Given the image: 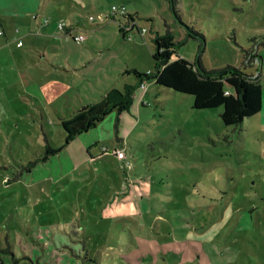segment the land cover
<instances>
[{
	"label": "rangeland",
	"instance_id": "374dc122",
	"mask_svg": "<svg viewBox=\"0 0 264 264\" xmlns=\"http://www.w3.org/2000/svg\"><path fill=\"white\" fill-rule=\"evenodd\" d=\"M21 1L26 10L12 13L0 0V30L3 22L18 48L17 63L0 52V264H264V107L226 127L223 108L197 110L193 96L149 82V105L138 113L135 103L118 131L114 113L41 160L47 142L64 144V117L135 84L129 69H154L155 32L185 37L168 2ZM114 5L126 8L118 18L133 15L148 33L134 29L129 40L118 21L92 20L107 19ZM180 9L207 39V69L241 67L252 48L263 61L248 72L264 69V0H181ZM60 21L76 23L84 40L61 33ZM197 48L190 40L180 54L194 60ZM128 137L120 160L115 151ZM145 175L154 186L147 213L104 216L127 179Z\"/></svg>",
	"mask_w": 264,
	"mask_h": 264
},
{
	"label": "trees",
	"instance_id": "16d2710c",
	"mask_svg": "<svg viewBox=\"0 0 264 264\" xmlns=\"http://www.w3.org/2000/svg\"><path fill=\"white\" fill-rule=\"evenodd\" d=\"M166 1L175 20L186 28L185 37L182 40H177L174 31L170 27L164 33L155 32L152 38L155 45L153 53L154 69L147 73H142L137 69H129L127 73L135 76L137 80L135 84H126L123 90L113 88L102 95L98 101L91 102L84 108L74 111L68 117H64L61 126L65 133V142L58 148L53 147L50 142H47L45 145L46 154L41 159L42 161L50 160L51 156L62 152L79 136L98 128L101 123L114 113L118 116L115 126L118 131L121 115L131 111L136 102L137 91L144 92L143 85L147 86L149 82L178 93L193 96L194 108L197 110L223 108L221 117L226 127L239 128L245 122L252 121L253 118L262 112L264 107V88L260 78L264 76V69L256 71V73L260 72L259 76L255 72H248V69L255 68L252 65L255 59H259L262 64V56L256 54L258 51L253 48L246 50L241 67L226 66L221 69H207L203 63L207 39L201 32L185 23L182 17V10L180 9L181 0ZM118 15H112L110 12L107 15V19L104 17V23L106 20L110 21V19L118 21L119 30L124 38H129L134 29H137L143 36L148 33L147 29L138 28L133 15H130L128 18H118ZM120 15L125 16V14ZM95 21L99 22L97 19ZM63 22L65 23V21ZM74 25L77 24L72 23L68 25L65 23L64 29L60 32L75 39L74 30H76V27ZM190 40L198 43L194 60L186 59L180 54V50ZM253 51L256 52L251 58ZM35 163L32 162L28 166L27 170L29 172L35 166ZM142 178L137 183L138 186L135 180H128L127 187L130 183L129 190L117 199L120 201L132 199L135 195L133 190L136 185L135 187H137L140 194L142 205L146 207L144 213H147L149 209L148 202H151L150 198L152 197V188L154 186L152 178L147 175ZM10 182V178L5 181L7 184ZM131 182L133 183L131 184ZM214 194H216V197L219 196L215 192L207 193L206 195L212 197ZM190 196L192 197V195ZM110 205L112 207L111 210L114 211L115 204L111 203ZM150 210H153V208H150ZM68 247L70 246L68 245ZM80 252V256H82L84 249L80 250ZM88 262L92 261L88 260Z\"/></svg>",
	"mask_w": 264,
	"mask_h": 264
},
{
	"label": "crops",
	"instance_id": "0c3cea01",
	"mask_svg": "<svg viewBox=\"0 0 264 264\" xmlns=\"http://www.w3.org/2000/svg\"><path fill=\"white\" fill-rule=\"evenodd\" d=\"M11 2H10V4H9V7H8V9L6 10V12H12V13H20V12H22V11H24V10H26V8H23L22 10H20L19 9V5L22 3V1L21 0H10ZM28 7H31V6H28ZM28 12H27V14H29V13H31L30 11H32L33 12V10L32 9H28L27 10ZM1 27H2V30L4 31V37L6 38V42H5V44H2V45H0V52H3L6 56H10L11 57V59H14L15 61H16V63L18 62L17 60H18V53H17V50H18V48H16V49H10V47H12L13 46V44H15V42H13V43H11V42H9V39L6 37V35H7V33H6V31H5V28H4V24H3V22H1ZM17 31H18V29H17ZM20 31H18V33H19ZM19 39V38H18ZM17 39V40H18ZM22 42L23 40H19L18 42H17V44L19 43V42ZM18 46V45H17ZM18 67V66H17ZM1 71V70H0ZM15 73V72H14ZM111 90V89H110ZM145 92L146 91H141L139 94L140 95H138L137 97H136V104H135V106H136V112H138L139 113V110H140V107L141 106H145V105H149V104H147L146 103V100H145V97L143 96L144 94H145ZM12 102V101H11ZM133 114V113H132ZM124 115V114H123ZM97 129V128H96ZM95 130V129H94ZM94 130H92V131H94ZM91 131V132H92ZM91 132H89V133H91ZM89 133H85V134H89ZM85 134H83V135H81V136H79V137H82V136H85ZM130 145L129 144V137L128 138H125V139H122L121 140V143H120V145H119V147H117V150L118 149H124L125 150V152H126V146L127 145ZM95 145H97V143L95 144ZM65 150V149H64ZM63 150V151H64ZM62 151V152H63ZM62 152H60V153H62ZM127 154V153H126ZM142 177H144V176H137V177H132V180H134V179H136L135 181V183H136V185L138 186V184L137 183H139V181L141 180V179H143ZM128 180L129 179H127V183H128ZM124 183V182H123ZM126 183V182H125ZM135 185V186H136ZM134 186V190H133V193L135 194L134 195V197L132 198V199H129V200H124V201H120V200H118L116 197L115 198H113V201L111 202L112 204H115V209H114V211H112L111 210V205H110V207H108V209H106L107 207H105V209H104V216H110V217H116V218H120V217H122L123 215H127V214H143L144 212H145V206L144 205H142V200H140V194H139V192H138V189H137V187H135ZM125 190L124 191H122V192H118V194H119V197L120 196H122V194H124L125 192H127V185H125ZM137 191V192H136ZM116 200H118V201H116ZM140 202H139V201ZM93 203H95L94 201H93ZM111 203H109V204H111ZM83 230V228L82 227H77L76 228V231H82Z\"/></svg>",
	"mask_w": 264,
	"mask_h": 264
},
{
	"label": "built area",
	"instance_id": "2783aa9c",
	"mask_svg": "<svg viewBox=\"0 0 264 264\" xmlns=\"http://www.w3.org/2000/svg\"><path fill=\"white\" fill-rule=\"evenodd\" d=\"M111 13H112V15L125 14L126 13V8L125 7H122L121 8L119 6L114 5L112 7V12ZM104 19H105L104 17H101L100 20H99V22H97V21H95L96 20L95 18H92V20L94 22H97V23H104ZM58 27H59V30L62 31L64 29V27H65V23L63 21L60 22L59 25H58ZM3 34H4L3 30H0V35H3ZM74 36H75V40L76 41H81L82 42L84 40V38L82 36H76V35H74ZM128 39L129 40H133V36L132 35H129V38ZM19 45H21V43ZM143 89H144V91H146L147 90V86L146 85H143ZM115 154H116V156L120 160H123V159H126L127 158V154H126V152H125L124 149H118V150H116L115 151Z\"/></svg>",
	"mask_w": 264,
	"mask_h": 264
}]
</instances>
